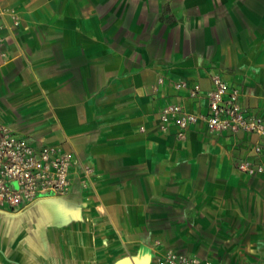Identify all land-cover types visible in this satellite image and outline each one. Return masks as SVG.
<instances>
[{
    "label": "crops",
    "instance_id": "0c3cea01",
    "mask_svg": "<svg viewBox=\"0 0 264 264\" xmlns=\"http://www.w3.org/2000/svg\"><path fill=\"white\" fill-rule=\"evenodd\" d=\"M0 122L72 153L63 198L0 209V264H151L167 250L264 264V174L236 169L264 138L159 128L203 112L220 75L264 115V0H0ZM162 83H159V80ZM87 169H90L88 172Z\"/></svg>",
    "mask_w": 264,
    "mask_h": 264
},
{
    "label": "built area",
    "instance_id": "2783aa9c",
    "mask_svg": "<svg viewBox=\"0 0 264 264\" xmlns=\"http://www.w3.org/2000/svg\"><path fill=\"white\" fill-rule=\"evenodd\" d=\"M18 27V17L9 10L0 9V47L6 40L5 33ZM159 83H162L161 79ZM174 88L186 91L191 99L204 97L205 110L190 112L180 103H167L159 111L161 131L173 125L177 138L183 139L189 126L202 123L214 133L243 132L264 138V115L242 106L239 90L229 88L220 75L211 77V87L204 93L200 85L189 86L185 81L175 82ZM250 151L252 159L239 160L236 169L251 176L264 174V144L256 142ZM72 159V153L61 145L29 142L18 136L10 125L0 122V209L13 212L40 199L66 197L73 181ZM151 264L213 262L167 250Z\"/></svg>",
    "mask_w": 264,
    "mask_h": 264
}]
</instances>
